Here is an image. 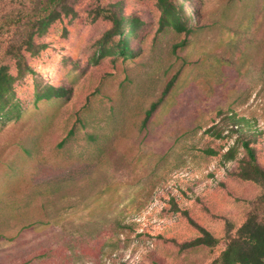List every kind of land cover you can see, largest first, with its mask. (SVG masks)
<instances>
[{
    "label": "rangeland",
    "instance_id": "obj_1",
    "mask_svg": "<svg viewBox=\"0 0 264 264\" xmlns=\"http://www.w3.org/2000/svg\"><path fill=\"white\" fill-rule=\"evenodd\" d=\"M69 2L0 118V264L214 262L261 195L237 167L242 138L264 167V0H184L190 32L160 27L155 0ZM104 7L141 21L127 58L99 56ZM200 227L218 242L184 246Z\"/></svg>",
    "mask_w": 264,
    "mask_h": 264
},
{
    "label": "trees",
    "instance_id": "obj_2",
    "mask_svg": "<svg viewBox=\"0 0 264 264\" xmlns=\"http://www.w3.org/2000/svg\"><path fill=\"white\" fill-rule=\"evenodd\" d=\"M1 1V0H0ZM70 0H38L31 7L19 13H3L0 15V118L7 116L6 107L10 103L14 83L17 78L32 71L27 60V55H35L45 48L44 43L36 41V36L42 34L54 21L64 14L74 13ZM160 11V27L173 26L178 31L192 30L185 18L184 0H155ZM99 12H104L110 20V27L105 32V40L112 41L111 46L99 48V56L109 53L123 55L127 58L131 54L128 47L129 35L139 26L138 16L116 13L108 7ZM11 32L12 35L4 39V34ZM11 61V65L8 63ZM14 67L15 72L12 71ZM172 82L168 84V88ZM61 87L47 86L39 92L37 99L47 98L54 94L57 96ZM166 91L164 92V94ZM163 94L151 103L146 110L142 121L145 127L160 106ZM243 148L242 157L238 160L237 174L240 177L254 181L261 188V195L255 200L246 220L234 234L229 233L228 243L221 254L210 264H264V167L258 162L254 146L248 139H239ZM208 152L215 154L212 148ZM239 145H233L224 154L226 159L238 157ZM201 234L193 240L184 243V246L197 244L215 245L218 238L209 231L201 228Z\"/></svg>",
    "mask_w": 264,
    "mask_h": 264
}]
</instances>
